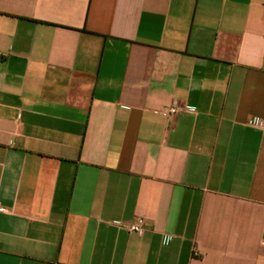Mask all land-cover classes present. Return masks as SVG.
Here are the masks:
<instances>
[{"label":"crops","instance_id":"1","mask_svg":"<svg viewBox=\"0 0 264 264\" xmlns=\"http://www.w3.org/2000/svg\"><path fill=\"white\" fill-rule=\"evenodd\" d=\"M253 118L264 0H0V264H264Z\"/></svg>","mask_w":264,"mask_h":264},{"label":"built area","instance_id":"2","mask_svg":"<svg viewBox=\"0 0 264 264\" xmlns=\"http://www.w3.org/2000/svg\"><path fill=\"white\" fill-rule=\"evenodd\" d=\"M175 113H176L175 109L170 110V114H175ZM246 125L249 127L259 129V130L264 132V122H262L259 119H256V118L250 119L246 122ZM0 210H1V208H0ZM128 230H129V232H132V233L141 234L143 232L142 221L139 220V221L135 222L134 224L130 225L128 227ZM263 246H264V244H263Z\"/></svg>","mask_w":264,"mask_h":264}]
</instances>
